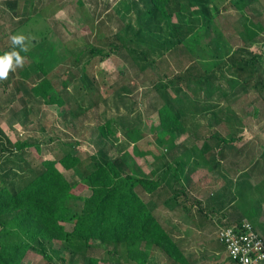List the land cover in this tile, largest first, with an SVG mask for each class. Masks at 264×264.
Here are the masks:
<instances>
[{
	"label": "trees",
	"instance_id": "trees-1",
	"mask_svg": "<svg viewBox=\"0 0 264 264\" xmlns=\"http://www.w3.org/2000/svg\"><path fill=\"white\" fill-rule=\"evenodd\" d=\"M212 1L140 0L143 6L134 21L120 28L119 32H114L113 39L106 47L88 46L89 43L80 37H74L73 43L71 40L64 43L76 66L82 64L87 52L90 57L86 62H90L92 57L99 56L101 60H106L116 55L129 64L136 77L141 73L149 76V93L154 92V98L150 101L152 111L147 117L153 111H159L172 121L170 124L164 120L160 123L156 132V146L173 152L178 148V134L191 130V146L165 165V172H171L177 184L187 180L200 166L213 172L224 161L244 155L245 148L236 146L241 128L232 127L235 121L241 123L242 119L235 112L226 118V109L221 107L225 100L235 98L243 91L264 100V62L260 55L251 52L249 46L257 32L248 31L246 45L238 47L228 58V66L238 79L232 82L229 89L233 91L230 94V90H226L222 84H214L213 73L197 61V51L202 42L216 30L210 8ZM79 2L83 4L81 0ZM6 5L14 11L18 2L6 1ZM188 11L189 15H186ZM78 42L82 44L78 45ZM153 48L163 50L159 56L165 55L162 57L164 69L174 64L176 73L162 70L156 60L151 59L149 51ZM6 54H9V50L0 46V58ZM35 66L40 74L39 80H33L30 86L19 81L25 96L57 106L63 119H67L68 110L77 99L69 93V83L62 80L60 91L57 83L49 77L50 72L44 62L39 60ZM81 72L83 76H88L86 64ZM205 84L216 87L220 95L218 100H201ZM131 85L133 87L127 85L119 91L115 90L114 96L124 100L127 94L137 90V85ZM16 89L20 91V88ZM191 90L197 92L194 98L188 95ZM82 91L78 98L84 101L95 99L96 96L92 97L91 93L86 95ZM11 95L12 99L7 104L15 100L17 93ZM99 99L100 94L94 102L97 103ZM102 101L106 102V99ZM209 111L213 121H225L231 125L227 126V135L210 132L209 126L196 123L198 114ZM258 111L255 110V115H258ZM113 120H106L103 124V137L114 134ZM127 133L135 143L134 153L143 157L145 152L140 151L136 144L142 138L140 129L134 127ZM4 135L0 126V141ZM6 143L11 144L13 150H8L0 142L3 146L1 151L9 152L7 156H0L3 169L0 173V264H23L31 252L41 254L45 259L50 258L48 250L56 251V243L64 246L62 251L67 254L62 258L64 263L80 256L86 264H98L106 255H112L121 247L126 253L122 258L128 264H149L158 254L172 264H189V257L183 251V240H178L174 230L167 229L161 218V203L166 206L163 201L168 194L163 190L164 175L157 174L155 170H152L151 176L133 174L118 158L109 159L107 153L102 151L99 155L68 151L56 159L36 162L30 158L28 150L36 147L41 151L39 143L18 141L12 144L9 139ZM85 156L89 161L86 167ZM258 161L248 168L250 173L257 170ZM70 171L81 172L80 180L73 182L69 179L66 172ZM262 171L264 175V169ZM79 185L90 191L84 200L75 192ZM252 189L256 205L247 210L245 218L253 224L255 214L261 207L259 200L264 202V179L250 191ZM198 204L202 206V202ZM68 223L73 226L71 231L66 228ZM102 249L105 250L104 254H100Z\"/></svg>",
	"mask_w": 264,
	"mask_h": 264
},
{
	"label": "rangeland",
	"instance_id": "rangeland-1",
	"mask_svg": "<svg viewBox=\"0 0 264 264\" xmlns=\"http://www.w3.org/2000/svg\"><path fill=\"white\" fill-rule=\"evenodd\" d=\"M6 1L13 0H0V46L6 47L9 54L18 53L23 62L22 65H16L13 57L12 71L9 70L7 79L0 80V126L5 134L1 144L8 150H13L11 144L6 143L7 139L12 144L18 141L39 143L41 151L36 147L28 150L30 158L36 162L56 159L68 151L86 152L90 155H99L102 151L107 153L109 159L118 158L126 165L127 171L133 174L151 176L152 170H155L157 174L164 175L163 190L168 192L166 200L163 201L166 206L161 203V218L165 227L174 230L175 237L183 240V247L188 251L203 252L205 257L202 258L210 262L212 259L208 254L214 251L219 254V264L231 262L225 252L229 261L226 259L224 246L218 241L217 235L219 227L230 220L224 216L234 214L236 206L249 209L256 205V198H253L252 194L254 191H250V188L259 179L264 178L262 97L243 91L235 98L229 97L221 105L222 109H226V118L231 112H235L242 119V124L235 121L232 127L241 128L236 146L245 148L244 155L238 159L230 158L224 161L213 172H208L204 166H200L187 180L177 184L171 172H165V165L191 146V130L189 133H177L178 148L173 152L169 153L168 149L156 146V132L160 123L164 120L170 124L172 121L165 113L159 111H153L151 116L147 117L152 111L149 107L150 101L154 98V92L149 93V76L141 73L136 77L129 64L116 55L106 60H101L99 56L92 57L90 62H86L90 57L87 52L82 64L76 66L65 49L64 43L69 40L73 43L74 37L85 39L89 43L88 46L106 47L113 39L114 32H119L120 28L123 29L134 21L138 10L143 6L140 0H81L83 4H80V0H17L18 7L14 11L8 8ZM210 6L216 30L202 42L197 51V61L204 69L213 73L214 84H222L227 90L233 81L238 80L228 66V58L238 47L246 45L248 31L257 32L249 46L251 52L260 55L264 62V0H213ZM189 12L185 14L189 15ZM22 22L25 23L21 25ZM18 26L21 27L18 29ZM12 36H22L24 39L21 44H14ZM162 51L158 48L150 49L149 56L156 60L162 70L176 73L177 67L174 64L164 69L162 57L165 55L159 56ZM155 52L157 53L154 54ZM39 60L44 62L50 72L49 77L57 83L60 91L61 81L66 80L69 83V93L77 98L76 103L68 110L67 119H63L61 109L57 106L46 105L25 96L19 85L20 80L25 86H30L33 80L38 79L40 74L35 64ZM84 64L88 76L82 75L81 68ZM94 80L96 81L93 82ZM131 84L137 85L133 94H127L124 100L114 96L115 90L119 91L124 86H132ZM208 85L202 87L201 100H218L220 95L216 87ZM16 88H20V91L17 92ZM229 90L230 94L233 89ZM80 91L86 95L91 93L92 97L96 96L95 99L100 94L101 99L97 103L94 98L93 101H84L81 97L78 98L82 94ZM13 92H16L17 96L7 104L6 102L12 99ZM196 93L191 90L188 95L194 98ZM103 99H106V102L102 101ZM256 109L259 110L258 115H255ZM210 112L198 114L196 123L209 126L210 132L227 135V126L230 124L227 125L225 121H213ZM111 119H114V134L105 138L102 135L103 124ZM218 124L221 126L218 127ZM134 127H138L142 134L141 140L136 144L140 151L145 152L143 157L134 153L135 143L128 137L127 131ZM1 144L0 156H7L9 152H2ZM257 160V170L250 173L248 168ZM84 161L86 167L89 163L87 156ZM0 170L1 173V163ZM61 170L64 171L62 168ZM66 174L76 182L80 180L82 173L70 171ZM75 192L81 200L90 195V191L82 185H79ZM243 192L246 194H242ZM198 202H202V206ZM179 204L181 205L178 206ZM66 228L71 231L73 226L68 223ZM61 245H54L56 251L48 250L50 258L46 259L41 254L31 252L23 264L87 263L80 256L64 263L62 258L66 253L62 251L64 246ZM104 253L105 250L100 251V254ZM123 256H126V253L120 247L119 250L113 251L112 255H106L98 264H128ZM160 260L165 262L164 257Z\"/></svg>",
	"mask_w": 264,
	"mask_h": 264
},
{
	"label": "built area",
	"instance_id": "built-area-1",
	"mask_svg": "<svg viewBox=\"0 0 264 264\" xmlns=\"http://www.w3.org/2000/svg\"><path fill=\"white\" fill-rule=\"evenodd\" d=\"M217 239L232 263H264V237L248 220L219 227Z\"/></svg>",
	"mask_w": 264,
	"mask_h": 264
},
{
	"label": "crops",
	"instance_id": "crops-1",
	"mask_svg": "<svg viewBox=\"0 0 264 264\" xmlns=\"http://www.w3.org/2000/svg\"><path fill=\"white\" fill-rule=\"evenodd\" d=\"M248 177H251V176H248ZM261 181H262V179H259L257 181V183H255L253 186L260 183ZM242 194H246V193L243 192ZM259 204L261 205L262 209L261 208L258 209V207H257L259 212H258V214H255L256 216L254 217L252 222H253V225L256 228V230L264 237V224H262L264 222V202H261L259 200ZM247 210H249V209L248 208H242L240 206H238V207L236 206V209L233 211L234 214H230V215L226 214V216H224V217H226L227 219H230V220H228L229 222H236V221L239 222L240 221L239 219L246 220L245 214H246ZM183 251L185 253V256L189 257V264H219L218 262H220V259L217 258V256L219 254L217 252H214V251H210L209 252L210 254H208V257H210L212 259V262H210L206 258H202V257H205L203 252L200 253L197 250H195V251L189 250L188 251V249L184 248V247H183ZM225 252L226 251L224 250V254H225ZM161 257L162 256H160V254H158V256L154 257L153 260H151V262L149 264H166L165 263V262H167L166 259L164 258L165 262H163L160 260ZM225 257L228 260L226 254H225ZM156 259H157V261H156ZM228 264H233V263L229 261Z\"/></svg>",
	"mask_w": 264,
	"mask_h": 264
},
{
	"label": "clouds",
	"instance_id": "clouds-1",
	"mask_svg": "<svg viewBox=\"0 0 264 264\" xmlns=\"http://www.w3.org/2000/svg\"><path fill=\"white\" fill-rule=\"evenodd\" d=\"M11 39L14 44H21L24 37L12 36ZM13 57H15L16 65H22L23 58L20 57L19 54L16 52H12L11 54H6L5 57L0 58V80L7 79L9 70L14 67Z\"/></svg>",
	"mask_w": 264,
	"mask_h": 264
}]
</instances>
